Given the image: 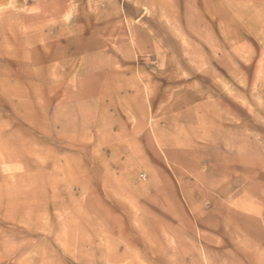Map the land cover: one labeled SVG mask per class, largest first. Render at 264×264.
<instances>
[{"label": "rangeland", "instance_id": "1", "mask_svg": "<svg viewBox=\"0 0 264 264\" xmlns=\"http://www.w3.org/2000/svg\"><path fill=\"white\" fill-rule=\"evenodd\" d=\"M0 264H264V0H0Z\"/></svg>", "mask_w": 264, "mask_h": 264}, {"label": "bare ground", "instance_id": "2", "mask_svg": "<svg viewBox=\"0 0 264 264\" xmlns=\"http://www.w3.org/2000/svg\"><path fill=\"white\" fill-rule=\"evenodd\" d=\"M239 218V217H238ZM241 219V218H240ZM241 223V222H240ZM232 225V224H231ZM240 225H242V224H240ZM231 228H233V227H231ZM237 228V227H236ZM233 230V229H232ZM256 234V233H255Z\"/></svg>", "mask_w": 264, "mask_h": 264}]
</instances>
